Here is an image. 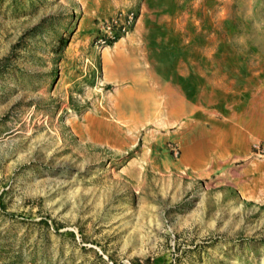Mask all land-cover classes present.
I'll return each instance as SVG.
<instances>
[{"label": "rangeland", "instance_id": "1", "mask_svg": "<svg viewBox=\"0 0 264 264\" xmlns=\"http://www.w3.org/2000/svg\"><path fill=\"white\" fill-rule=\"evenodd\" d=\"M144 15L189 72L174 93L103 74ZM263 69L264 0H0V264H264Z\"/></svg>", "mask_w": 264, "mask_h": 264}, {"label": "crops", "instance_id": "2", "mask_svg": "<svg viewBox=\"0 0 264 264\" xmlns=\"http://www.w3.org/2000/svg\"><path fill=\"white\" fill-rule=\"evenodd\" d=\"M139 29L142 36L139 42L134 41L130 36L124 43L116 42L110 47L106 57L102 60V71L106 74L108 80H122L133 78L143 82L148 78L151 81H163V73L169 74L163 87L167 88L168 93H174V88L178 87L174 83L175 77L179 83H189V72H174L179 69L180 61H175L172 57L159 49V46L166 43L167 36L154 34L152 27L144 26V20ZM153 30H152V29ZM163 30V29H161ZM136 35V34H135ZM159 37L164 39L162 43ZM140 43L134 46L132 43ZM136 47L139 50H136ZM136 53L138 59H136ZM188 64V56L186 57ZM188 67V65H187ZM264 139V69L262 75L255 78L249 74V141L250 138Z\"/></svg>", "mask_w": 264, "mask_h": 264}, {"label": "built area", "instance_id": "3", "mask_svg": "<svg viewBox=\"0 0 264 264\" xmlns=\"http://www.w3.org/2000/svg\"><path fill=\"white\" fill-rule=\"evenodd\" d=\"M136 15L133 12L125 13L121 21L106 20L101 24V34L97 35V44L107 46L126 35L134 26Z\"/></svg>", "mask_w": 264, "mask_h": 264}, {"label": "bare ground", "instance_id": "4", "mask_svg": "<svg viewBox=\"0 0 264 264\" xmlns=\"http://www.w3.org/2000/svg\"><path fill=\"white\" fill-rule=\"evenodd\" d=\"M199 137V135H197V134H194V133H189V132H186L185 133V138H184V141H183V143L185 142V143H190L191 141L193 142V139H197ZM182 143V144H183ZM201 143H199L197 140L194 142V143H192V145L191 146H189V147H193V150L194 151H198L200 148H201ZM165 163L166 164H168L169 162L168 161H166L165 160ZM262 177V176H261ZM259 179V178H258ZM257 189V188H256ZM256 189H249V193H248V197L250 198V199H252V200H256L257 198H258V195L256 194Z\"/></svg>", "mask_w": 264, "mask_h": 264}, {"label": "trees", "instance_id": "5", "mask_svg": "<svg viewBox=\"0 0 264 264\" xmlns=\"http://www.w3.org/2000/svg\"><path fill=\"white\" fill-rule=\"evenodd\" d=\"M62 42H63V45H64L65 42H64L63 40H60V41H59V46L62 45ZM63 45H62V46H63Z\"/></svg>", "mask_w": 264, "mask_h": 264}]
</instances>
